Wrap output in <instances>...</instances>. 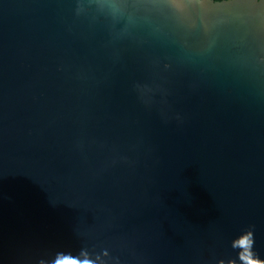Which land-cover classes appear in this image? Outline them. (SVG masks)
I'll return each instance as SVG.
<instances>
[{"label":"water","instance_id":"water-1","mask_svg":"<svg viewBox=\"0 0 264 264\" xmlns=\"http://www.w3.org/2000/svg\"><path fill=\"white\" fill-rule=\"evenodd\" d=\"M0 264H264V0H0Z\"/></svg>","mask_w":264,"mask_h":264},{"label":"trees","instance_id":"trees-1","mask_svg":"<svg viewBox=\"0 0 264 264\" xmlns=\"http://www.w3.org/2000/svg\"><path fill=\"white\" fill-rule=\"evenodd\" d=\"M214 1H217L218 2V1H224V0H214Z\"/></svg>","mask_w":264,"mask_h":264}]
</instances>
